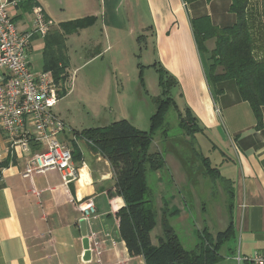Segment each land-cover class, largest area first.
Wrapping results in <instances>:
<instances>
[{"label": "crops", "instance_id": "obj_1", "mask_svg": "<svg viewBox=\"0 0 264 264\" xmlns=\"http://www.w3.org/2000/svg\"><path fill=\"white\" fill-rule=\"evenodd\" d=\"M34 1L57 29L66 21L94 18L91 25L73 32L90 31V36L96 35L89 37L90 41L101 34L103 50L92 54L91 60L114 46L122 47L124 37H128L134 28H128L130 22L121 16V6L136 10L143 1L149 17L143 18L139 13L134 16L138 28L150 33L142 39L145 40L142 46L151 41L153 47L149 66L159 63L176 79L175 87L179 92L173 98L179 113L184 116L185 110H190L200 129L196 134L203 135L211 148L218 150L220 161L215 167L221 183L225 185V181L230 180L234 236L222 244L219 249L221 259L215 264H253L250 259L253 254L264 252V106L262 125L257 127L248 102L240 97L233 80L222 81L217 86L210 84L206 76L208 56L198 50L191 25V19L201 16H208L218 27L234 24L236 17L229 11L230 0H197L189 4L191 16L183 0ZM13 12L14 17L20 14L18 5ZM29 17L30 14L25 12L16 20L24 30L30 26ZM213 45V39L206 42L208 49ZM43 47L44 39L35 36L28 57L31 62V55L41 52V66L36 70L43 67ZM119 53L129 55L128 50L122 49ZM110 67L119 68L114 60ZM68 68L70 73L74 72L72 67ZM72 85L66 94L70 93ZM58 104L59 101L54 111L67 127L59 139L69 144L73 162L80 167L78 179L66 185L56 170L23 176L24 159L17 147H11L7 134L0 129V264H145L141 255L128 253L118 234L117 212L124 206V201L116 191L112 166L92 143L74 133L79 131L61 117ZM160 133L168 142V134L164 137ZM32 148L37 150L39 146L35 144ZM180 157L177 162L173 159L169 162L164 157V168L153 171L157 173L160 229L163 200L178 210L169 218L170 224L175 218L184 222L189 218L185 197L192 198L202 190L198 188L200 179L204 180V177H198L204 172L201 160L196 176L191 178L185 172L189 166ZM162 170L165 174L171 172L167 173L169 177H165ZM86 197L92 198L95 213L85 220L86 234L83 235L76 202ZM157 215L156 210L154 228L158 224ZM225 223L227 226V213ZM216 232L209 231L213 236ZM161 234L162 231L156 235V241L150 235L153 245L158 244ZM84 238L88 240L90 257L84 248Z\"/></svg>", "mask_w": 264, "mask_h": 264}, {"label": "trees", "instance_id": "obj_2", "mask_svg": "<svg viewBox=\"0 0 264 264\" xmlns=\"http://www.w3.org/2000/svg\"><path fill=\"white\" fill-rule=\"evenodd\" d=\"M183 1L190 4L197 0ZM35 5L34 0H19L20 14L14 20L22 13H30ZM229 11L236 17L235 23L230 26L218 27L208 16L191 19L194 38L198 50L208 56L206 76L210 84L217 86L222 81L233 80L240 97L248 102L257 127H260L264 106V0H230ZM93 21L92 16L66 21L59 24L58 29L53 27L42 37V70L51 71L58 84L64 81L63 73L69 66L64 53L65 34L87 27ZM35 36L37 35L32 39ZM209 39L214 41L212 49L206 46ZM152 67L158 73L161 92L152 97L155 112L150 116L148 131L139 130L122 119L74 133L92 142L112 166L116 191L124 201V206L117 212L118 234L131 256L141 255L145 264H215L221 259L219 249L222 244L234 236L231 189L227 190L228 224L224 230L217 231L214 236L206 227L196 230L195 246L186 249L169 222V218L176 215L178 210L171 208L169 202L163 200L160 210L162 234L157 245H153L150 240V231L156 224V210L147 174L165 166L162 152L149 151L153 137L158 131L164 137L167 136L166 128L163 127L169 110H175L179 114L178 124L185 134L194 137L200 130L188 108L184 116L177 109L171 95L172 87L177 85L176 79L159 63H153ZM140 84L143 86L142 80ZM59 94L65 95L62 90ZM34 145L32 142L31 146ZM201 162L204 175L210 179L221 178L217 167L207 157H202Z\"/></svg>", "mask_w": 264, "mask_h": 264}, {"label": "rangeland", "instance_id": "obj_3", "mask_svg": "<svg viewBox=\"0 0 264 264\" xmlns=\"http://www.w3.org/2000/svg\"><path fill=\"white\" fill-rule=\"evenodd\" d=\"M130 8L127 5L121 6L120 14L125 20L128 19L130 22L128 28H134L133 32L128 37H124L122 47L115 48L114 46L110 51L103 52V55L97 58L90 59L92 54L103 50L101 34L97 38H93V41H90L89 37L96 35L90 36V31L65 34L64 53L68 58L69 66L74 70L73 85L70 93L62 96L59 100L58 109L61 117L75 131L103 126L122 119L142 131H148L150 128V116L155 112L152 97L158 96L161 89L156 69L149 66L153 56L151 41L145 47L142 46L144 44L142 41H145L142 39L149 37L150 33L138 28V21L134 14L139 13L143 18H147L149 15L143 1H140L136 10ZM186 8L191 16V6L186 4ZM122 36L123 33L120 34V37ZM139 36H141L140 39H138ZM90 43L92 44L90 45ZM122 49L128 50L129 55L121 56L119 52ZM132 52L133 54H131ZM113 54L115 57L110 58ZM203 55L206 56V54ZM113 60L119 67L118 69L110 67ZM31 65L35 70L40 68V51L31 55ZM140 80H142L143 86H141ZM178 92L177 87H172L171 95L173 97H176ZM163 128H166L168 142L161 136V131H158L151 142L150 152L161 151L169 162L171 159L177 162L178 157H183L184 162L190 168L185 172L191 178L196 176L201 155L209 157L212 165H218L220 161H218V150L212 149L210 142L201 134H195L194 137L185 134L184 130L179 127L177 113L174 110L167 112ZM167 173H164L165 177H169ZM182 175L185 173L182 172ZM199 176L204 177L203 181L200 179L201 183L198 185V188H202L201 192L192 198L185 197L184 200L189 218L184 222L176 218L171 221L180 242L186 249L194 247L196 230L206 227L209 231L215 232L224 229L227 223H225L226 213L228 215L227 189H231L229 188L230 180L225 181V185H223L220 181L221 178L210 179L204 175L203 171L202 174H198ZM156 179L157 173L149 171L147 174L148 185L152 190V201L158 213V224L150 233L154 241H156V235L161 233L160 199L157 198Z\"/></svg>", "mask_w": 264, "mask_h": 264}, {"label": "built area", "instance_id": "obj_4", "mask_svg": "<svg viewBox=\"0 0 264 264\" xmlns=\"http://www.w3.org/2000/svg\"><path fill=\"white\" fill-rule=\"evenodd\" d=\"M17 5L18 0H0V129L24 159L23 176L56 170L66 185L78 179L80 167L73 162L69 144L59 139L67 127L54 107L62 97L59 91L66 94L71 87L73 73L66 68L64 81L58 84L51 71L32 68L28 57L32 37L42 38L54 22L35 5L29 13L30 26L24 30L14 20ZM32 142L39 146L37 150ZM76 204L84 221L95 213L90 197ZM250 259L253 264H264V252H255Z\"/></svg>", "mask_w": 264, "mask_h": 264}, {"label": "water", "instance_id": "obj_5", "mask_svg": "<svg viewBox=\"0 0 264 264\" xmlns=\"http://www.w3.org/2000/svg\"><path fill=\"white\" fill-rule=\"evenodd\" d=\"M80 224H81L82 233H83V235H85L86 234L85 221L84 220H81ZM83 242L85 243L84 244V248L86 250V254H87L88 257H90L91 252L89 250L88 240L86 238H84Z\"/></svg>", "mask_w": 264, "mask_h": 264}]
</instances>
